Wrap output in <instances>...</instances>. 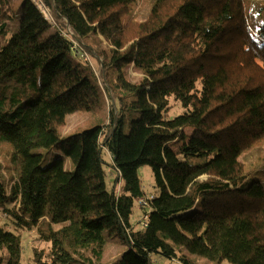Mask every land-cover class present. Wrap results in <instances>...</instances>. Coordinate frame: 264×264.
<instances>
[{"label": "trees", "instance_id": "trees-1", "mask_svg": "<svg viewBox=\"0 0 264 264\" xmlns=\"http://www.w3.org/2000/svg\"><path fill=\"white\" fill-rule=\"evenodd\" d=\"M41 1L0 0V264H96L105 230L112 264H264V0ZM76 111L108 120L61 137Z\"/></svg>", "mask_w": 264, "mask_h": 264}, {"label": "rangeland", "instance_id": "rangeland-1", "mask_svg": "<svg viewBox=\"0 0 264 264\" xmlns=\"http://www.w3.org/2000/svg\"><path fill=\"white\" fill-rule=\"evenodd\" d=\"M152 0H138V5L136 12L138 13L139 19H144L150 9ZM255 16L257 13V10H255ZM248 12L250 13V22L252 26V30L254 33H257V23L254 21V16L252 13L251 9V3L249 2L248 5ZM264 12V11H263ZM47 18L54 24V18L50 12H47L46 14ZM263 16H260V20L262 19ZM130 67V76L132 77L133 80H137L140 78V74H138L136 71L131 69ZM90 112L87 111H76L66 117V122L64 125L60 127V135L61 137H66L69 136L73 133L82 131L88 127L93 126L96 123H102L103 121L107 122L108 118H106L107 113L104 114H99L96 116V118L90 117ZM42 151H45V149H39ZM9 152L10 148L6 145H0V164H1V169L3 167V170H5V174L7 178L9 179L8 182L10 183L12 181L11 177L15 176V174L11 171H8V164H9ZM63 153L58 150H53L50 153V159H55L57 157H61ZM103 158L106 162L105 167L108 172L106 182L109 190H113L114 184H115V178H116V173L112 169V158L107 152L103 153ZM66 168L69 170L73 169V163L72 160L69 158H66ZM139 175L142 180L144 189L147 193H158V189L155 186V176L153 173V170L151 166L145 165L140 168L139 170ZM15 178V177H14ZM142 214V209L136 202L135 204V211L132 216V222L135 224L137 223L138 219L141 217ZM4 214L0 212V224L3 222V217ZM105 249H104V255L103 258L100 262H97L96 264H112V261L115 257L121 256L127 249V245L123 243L119 237L117 236H112L108 232V230H105ZM30 240L35 237L34 233H30ZM31 256V251H30V244L26 247V253H25V258L23 259L24 264H29L30 263V258ZM202 261V259H200ZM224 264H232L228 261H226Z\"/></svg>", "mask_w": 264, "mask_h": 264}, {"label": "built area", "instance_id": "built-area-1", "mask_svg": "<svg viewBox=\"0 0 264 264\" xmlns=\"http://www.w3.org/2000/svg\"><path fill=\"white\" fill-rule=\"evenodd\" d=\"M35 3L37 4V6L44 12H46V8L44 6V4L42 3L41 0H34ZM75 48L78 46L75 45L74 46ZM155 196V194L153 193H150V194H147L146 196H144L141 200H140V205L141 206H147L149 205V202H150V199H152L153 197ZM148 218H149V214L147 212H144L143 213V216L141 217V220H140V223L142 226H146L148 224Z\"/></svg>", "mask_w": 264, "mask_h": 264}, {"label": "crops", "instance_id": "crops-1", "mask_svg": "<svg viewBox=\"0 0 264 264\" xmlns=\"http://www.w3.org/2000/svg\"><path fill=\"white\" fill-rule=\"evenodd\" d=\"M143 213H144V211L142 210L141 217L143 216ZM141 217H140V218L138 219V221H137L138 224H141V223H140ZM135 225H136V223H135ZM141 226H142V225H141ZM160 263H161V261H160Z\"/></svg>", "mask_w": 264, "mask_h": 264}]
</instances>
